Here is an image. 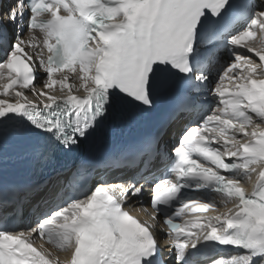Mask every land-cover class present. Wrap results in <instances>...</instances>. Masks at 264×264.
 <instances>
[{
    "label": "snow or ice",
    "instance_id": "obj_1",
    "mask_svg": "<svg viewBox=\"0 0 264 264\" xmlns=\"http://www.w3.org/2000/svg\"><path fill=\"white\" fill-rule=\"evenodd\" d=\"M165 100L190 117L170 149L162 121L67 179H10L21 143L47 163ZM129 157L137 176H95ZM161 217L175 264H264V0H14L0 14V264H157Z\"/></svg>",
    "mask_w": 264,
    "mask_h": 264
},
{
    "label": "bare ground",
    "instance_id": "obj_2",
    "mask_svg": "<svg viewBox=\"0 0 264 264\" xmlns=\"http://www.w3.org/2000/svg\"><path fill=\"white\" fill-rule=\"evenodd\" d=\"M53 94H55V95H60L61 93L59 92V89H57V91L55 92V93H53ZM30 98H32V99H34L33 97H31L30 96ZM250 185H248V187H249ZM222 207V206H221ZM211 215H215L216 213H210ZM157 231H158V229H157ZM171 264H175V262L174 261H171Z\"/></svg>",
    "mask_w": 264,
    "mask_h": 264
}]
</instances>
